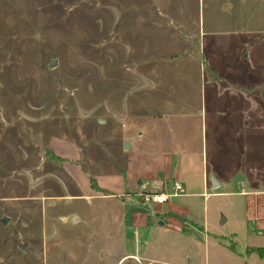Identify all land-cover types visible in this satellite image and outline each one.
I'll use <instances>...</instances> for the list:
<instances>
[{
	"label": "rangeland",
	"instance_id": "obj_1",
	"mask_svg": "<svg viewBox=\"0 0 264 264\" xmlns=\"http://www.w3.org/2000/svg\"><path fill=\"white\" fill-rule=\"evenodd\" d=\"M263 94L264 0H0V264H42L39 225L65 238L66 252L49 244L53 262L86 263L95 242L73 257L70 234L84 228L54 212L75 203L72 165L93 177L123 165L130 117L141 147L152 120L167 147L175 132L191 138L194 169L202 156L228 165L219 192L190 196L206 237L154 230L146 255L249 264L240 252L264 239L252 218L264 193L235 191L264 189ZM133 235L123 248L101 241L88 258L112 263ZM136 257L125 264H146Z\"/></svg>",
	"mask_w": 264,
	"mask_h": 264
},
{
	"label": "crops",
	"instance_id": "obj_2",
	"mask_svg": "<svg viewBox=\"0 0 264 264\" xmlns=\"http://www.w3.org/2000/svg\"><path fill=\"white\" fill-rule=\"evenodd\" d=\"M245 94L249 95L247 92ZM129 120L132 121L127 123L126 129L129 128L130 134H124L122 142L125 141L127 148L132 149L127 153V159H125L123 165L110 164V167L105 169L104 175H98L97 173V176L94 177L90 176L91 174L84 170V167L80 168L79 165H72L69 171L73 173L75 181L74 191L69 193V195L72 196L75 203L71 204L67 211H55L54 215L63 223H66L68 219L71 220L69 217L72 216L84 228H78L75 233L72 231L70 234L69 244H71V248L68 251H71L73 257H79L82 245L88 241L95 243L86 251V257L91 255L94 257V253L98 252L102 247L101 241H106L109 249L115 246L116 248L118 246L123 248V243H127V235L131 230L134 234L133 247L131 250H127L126 244L125 249L110 264H125L130 258L134 259V255L143 259L146 264H183L178 257L161 259L151 254L146 255L151 243V233L154 230L161 231L162 229L171 231L175 238H184L192 232L196 233L195 229H198L200 234L203 227L206 230L208 229L209 232L211 227L205 217H203L202 223L196 220L194 201L190 196L201 194L206 196L210 193L219 192L216 190L229 180L228 165L216 159L210 163L207 158L205 161L202 156L200 162H196L197 157L194 158V162H196L194 163L196 164L194 169L192 167L193 164L188 159L191 149L187 147L186 143H189L191 138L188 139L186 136L183 139L185 133L181 132L180 136H178L175 132L171 140L174 143L170 142L172 145L167 147L166 143L161 141L162 136L159 134V128H151L153 125H157L152 124L155 123L152 120H147L143 125L146 139L144 146L141 147L139 143L142 138L131 137V134L135 133L133 132L135 128L137 132L140 133L141 131L138 130V125L133 123V118L130 117ZM184 123L182 122L183 125ZM167 126L171 129L169 122ZM148 127L151 129L148 130ZM163 138L165 139V137ZM72 152V157L80 156L73 148ZM211 175L218 180V184H212ZM91 178H94L96 185L91 182ZM175 178L180 179L183 183L181 193L175 194L169 201L160 205H144L141 203L137 191L144 189V186L150 189H169ZM246 184L247 182L245 181L243 185ZM237 191L246 193V195L252 192L264 193V189L260 188L252 190L242 188L235 192ZM263 209L257 211L256 208L257 213L255 214L254 210L252 218L258 225L264 226ZM191 212L194 215L191 216ZM220 222L221 220L217 218L214 221V225H218ZM23 226L25 233H31L27 223H24ZM39 230H41V233H38V240L42 239L44 245L40 244L43 246V256H41V259L38 257L39 260H41L42 264H60L61 260H59V257L57 258L58 262L56 260L53 262L51 258L54 257L53 254L56 250L57 252L60 250L66 252L64 236L61 235L58 239L53 237L52 240L51 237L47 236V233L42 232L43 229L40 225ZM22 233L24 232L22 231ZM206 233H203L202 236L206 237ZM95 235L100 237L95 239ZM51 243H54L56 248L53 254L50 255L48 250ZM261 244H264V239L256 243H248L247 245ZM19 248L23 252L26 250V247L20 244ZM240 253L244 255V260H247L249 264H264V257H261L255 251L247 252L245 248V252ZM88 257L85 264H99L95 262L94 258L89 259ZM189 261H192V259Z\"/></svg>",
	"mask_w": 264,
	"mask_h": 264
},
{
	"label": "built area",
	"instance_id": "obj_3",
	"mask_svg": "<svg viewBox=\"0 0 264 264\" xmlns=\"http://www.w3.org/2000/svg\"><path fill=\"white\" fill-rule=\"evenodd\" d=\"M183 190V183L180 179L175 178L172 182L170 190L151 191L148 189L140 190L138 192L139 199L142 204H160L170 200L175 194L181 193Z\"/></svg>",
	"mask_w": 264,
	"mask_h": 264
},
{
	"label": "trees",
	"instance_id": "obj_4",
	"mask_svg": "<svg viewBox=\"0 0 264 264\" xmlns=\"http://www.w3.org/2000/svg\"><path fill=\"white\" fill-rule=\"evenodd\" d=\"M91 182L96 185V182L91 178ZM247 252L255 251L260 256H264V245H248L246 248ZM240 264H247L246 261H242Z\"/></svg>",
	"mask_w": 264,
	"mask_h": 264
},
{
	"label": "water",
	"instance_id": "obj_5",
	"mask_svg": "<svg viewBox=\"0 0 264 264\" xmlns=\"http://www.w3.org/2000/svg\"><path fill=\"white\" fill-rule=\"evenodd\" d=\"M54 63H55L54 59H51V63H50V65H53ZM125 145H126V144H125ZM210 178L212 179V184H213V185L218 184V180H217L216 178H214L213 175H211ZM6 221H7V217H4V218H3V222H6Z\"/></svg>",
	"mask_w": 264,
	"mask_h": 264
}]
</instances>
